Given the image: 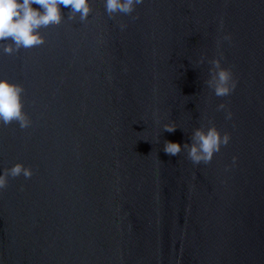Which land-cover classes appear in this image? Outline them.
I'll list each match as a JSON object with an SVG mask.
<instances>
[{"label":"water","instance_id":"obj_1","mask_svg":"<svg viewBox=\"0 0 264 264\" xmlns=\"http://www.w3.org/2000/svg\"><path fill=\"white\" fill-rule=\"evenodd\" d=\"M89 4L83 22L61 6L38 47L0 42L31 120L0 123V173L32 170L0 189V264H264V0ZM214 57L236 80L225 97ZM210 124L230 134L210 163L163 151Z\"/></svg>","mask_w":264,"mask_h":264},{"label":"clouds","instance_id":"obj_2","mask_svg":"<svg viewBox=\"0 0 264 264\" xmlns=\"http://www.w3.org/2000/svg\"><path fill=\"white\" fill-rule=\"evenodd\" d=\"M142 2L143 0H104V8L109 17H115L117 14L131 15L135 7ZM33 5L38 7L34 8ZM61 6L70 9L69 19L78 15L82 22L88 19L92 11L89 0H0V42L10 41L3 43V51L12 54L21 48L31 49L42 45L44 37L40 29L62 22ZM120 27L123 29L125 25L121 23ZM223 39L231 38L226 34ZM210 65L207 86L217 97L228 96L236 87L231 69L221 66L220 59L215 57L210 61ZM23 92L21 84L0 78V123L9 125L16 122L21 129L30 126L31 120L23 110ZM217 108L226 109V105L220 103ZM231 115V112L227 111L225 118L228 119ZM163 129L173 132L176 125L172 122L165 123ZM229 140L228 132L221 134L214 124H210L207 129L197 127L192 133L191 143L181 145L165 140L163 151L170 156H177L183 148L187 150V157L193 164H208L214 154L220 151L222 145H227ZM232 159L234 163L236 157ZM21 174L29 178L32 170L20 162L5 168L0 173V189L6 188L8 177L15 178Z\"/></svg>","mask_w":264,"mask_h":264}]
</instances>
